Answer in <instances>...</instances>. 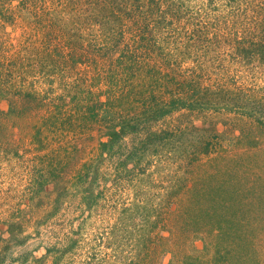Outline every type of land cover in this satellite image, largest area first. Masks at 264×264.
I'll use <instances>...</instances> for the list:
<instances>
[{
    "label": "rangeland",
    "instance_id": "374dc122",
    "mask_svg": "<svg viewBox=\"0 0 264 264\" xmlns=\"http://www.w3.org/2000/svg\"><path fill=\"white\" fill-rule=\"evenodd\" d=\"M145 29L152 47L135 37ZM257 46H264V0H0V264H264V48ZM28 50L38 63L27 81L40 70L35 88L13 74L17 54ZM187 82L191 90L218 86L238 105L142 117L144 106L172 95L194 99ZM74 83L91 91L92 101L80 103L89 105L75 108L67 97ZM241 107H256L263 123ZM125 121L137 132L127 129L114 157L101 159L107 127ZM161 132L176 137L145 146L140 162L126 160ZM40 178L49 183L39 187ZM207 196L219 202L213 213L226 203L230 214L253 215L247 246L171 239L167 231L179 228L174 202L199 215ZM160 235L170 241L153 240Z\"/></svg>",
    "mask_w": 264,
    "mask_h": 264
},
{
    "label": "trees",
    "instance_id": "16d2710c",
    "mask_svg": "<svg viewBox=\"0 0 264 264\" xmlns=\"http://www.w3.org/2000/svg\"><path fill=\"white\" fill-rule=\"evenodd\" d=\"M149 1H152V0H149ZM244 12L246 16H248L251 11L248 12V10L241 9L237 11V14L244 13ZM151 14H152V18L156 19L152 11H151ZM242 15L243 14L240 15V18L242 17ZM140 21H143V22L146 21L144 16L137 17V23H140ZM156 26L157 24L155 25L153 29L150 30V34H152L155 31ZM146 35H148L147 29H145L144 34H143V31H141L139 32V34H136L135 37H138L139 40L137 42L140 45L145 44L146 47L148 45L149 47H152V45L149 43L152 41V39ZM137 42H134V43L136 44ZM260 48H264V46H257V49L255 48L256 50L255 49L254 50L257 53L263 54ZM28 51H29V54L27 53ZM28 51H25L26 57H24L26 59H30L28 62H26L24 58L21 59V56H22L21 54H17V59L14 61L17 65L14 68L13 74H15V72L18 71V77L16 79H20L23 85L26 84V85L32 86V88H35L33 85H36L37 83L38 74L40 73V70H38L39 73L37 72L36 75L33 72L34 75L30 78L31 80L27 81L30 70L33 71L32 63L33 62L36 64L38 63L36 60H34L36 56L35 53L30 50ZM32 56L34 58H31ZM96 81L97 80H95V82ZM186 84H187V87L190 89L191 84L189 82H187ZM90 85L91 87H94L92 82ZM11 86H13V84H11ZM70 91L72 92V94L68 93L67 97H69L74 102L75 108L84 107V106L89 105L85 103L80 104L84 100L92 101L91 99H88L91 94V91L88 92L90 94L88 93L86 94L84 89L78 84L74 83ZM106 91L107 90H102L101 94L108 102L111 96L109 97L106 95L104 96V93ZM191 91H192L191 94L195 96L194 99H191L192 96L189 95L190 92H188L187 94L189 95V97L183 98L182 96L184 95V92H183V94H180V98H177L176 95H172L173 98H171L172 100L171 102H167L164 104L154 102L153 105H148L147 108L144 106L145 109L143 110L141 114L142 117L145 116V119L147 122L149 121L157 122L160 119L170 116V114L173 113L174 111L183 109L182 107H192L190 108L191 111H194L195 109H204V108L206 110L210 108L220 109L221 107H225L226 109L232 110V108L229 107L228 105H232V107H237L238 105V104L234 105L235 102L231 104L232 100L234 101V98L229 96V94H227L224 89H221L218 86H213L212 84L211 86H206L201 90H191ZM17 94H20L19 89L17 91ZM84 94H86L85 97H84ZM30 95L31 97H33L35 95V92H32ZM195 107H198V108H195ZM89 109H91V107ZM108 109H106V111H108ZM233 109H238V108H233ZM238 110L241 111V115L245 114L247 116L258 119L259 122L263 123L262 118H260V116L257 115V113L260 112V110L256 109V107H250L248 109L247 108L244 109L243 107H241ZM135 124L138 126L137 123ZM135 124L132 122L130 123V121H125L118 125L108 126L106 129L107 131L103 134L102 139L99 142V150H100L99 157L101 159H104L106 157L108 158L114 157L115 150L117 151L116 147H120L122 145L121 143H122V140L124 139L125 134H127V132L129 133L128 130H130L132 133L137 132V129L135 128L136 127ZM161 133H163L165 136H161V135L159 136V134L157 133H150L146 137V139H144V141L140 140L141 144H139L140 146H138V149L135 147L132 148L130 153L126 156V160L129 159L128 161L130 162H136V161L140 162L142 159L146 157L145 146L149 148L153 146L154 144L157 145L156 144L157 142H155L157 141V139L160 140L162 138V140L164 139V140L171 141L172 138L176 137V134H169L168 132H161ZM210 152L211 150L208 148L204 151L205 154H210ZM153 153L157 154V150H154ZM153 155L154 154H152V156ZM128 161H124L121 164L126 166ZM37 166L38 164L36 165V167ZM93 178H96V174L93 175ZM93 178L90 180L91 183L94 181ZM40 181L42 182L40 183L39 187H43L44 185L49 183L47 179L40 178ZM86 195H87L86 198L88 199V204H91L93 202V196L90 194L89 189L86 190ZM214 203L219 204V202L212 199L211 197L209 196L205 197V201L201 202L200 204L201 211L199 215H196L192 212L194 208H189L190 203L185 204L181 202L180 200L174 202L173 206L176 209L172 211H176L174 216L178 218V222L176 221L174 222H175V225H179V228L176 229L172 227L171 230L167 231L169 234H173L171 239L173 241L175 240L182 241L185 244L189 242L199 241V242H202L203 245L206 246L207 248L208 246H214V247L217 246L218 245L216 244L217 241H222V242L229 241V243L234 244L235 247L236 246L240 247L241 245L247 246L246 243L249 240V237H251L253 234V230L249 229L251 222H253V218H252L253 215L246 214L245 212H242L239 210H233L230 214L229 209L231 205H228L226 203L219 206L220 210L218 209L219 210L218 212L213 213L214 210L210 206ZM248 203H251V202L248 201ZM206 205L208 206L206 207ZM207 223L213 224V227H215V230H212V229L209 230ZM254 235H256L255 232H254ZM153 240H156V241L162 240L164 242L165 241L168 242L170 241V238L160 235V236L154 237ZM238 247H236L235 249H237ZM162 251H163L164 256L171 258L170 260H173L175 258V255L173 252L168 251L166 249H162ZM163 254H161L162 257H163ZM226 257L228 256H225L224 258Z\"/></svg>",
    "mask_w": 264,
    "mask_h": 264
}]
</instances>
